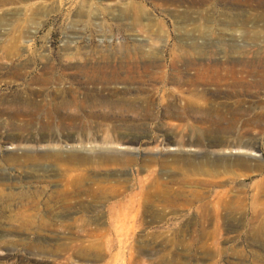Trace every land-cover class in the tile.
<instances>
[{
	"label": "rangeland",
	"instance_id": "rangeland-1",
	"mask_svg": "<svg viewBox=\"0 0 264 264\" xmlns=\"http://www.w3.org/2000/svg\"><path fill=\"white\" fill-rule=\"evenodd\" d=\"M44 102L47 140L41 110L6 140ZM262 113L264 0H0V264H264Z\"/></svg>",
	"mask_w": 264,
	"mask_h": 264
},
{
	"label": "bare ground",
	"instance_id": "bare-ground-1",
	"mask_svg": "<svg viewBox=\"0 0 264 264\" xmlns=\"http://www.w3.org/2000/svg\"><path fill=\"white\" fill-rule=\"evenodd\" d=\"M125 11H132L135 15L136 18H140L142 16V14L144 13V9L141 5H129L128 8ZM125 13V12H124ZM96 72L93 73V76L89 77V82L91 83H95V80H99L100 77H97V72H99V70H95ZM81 73L83 74H87L89 72V70L87 69H81L80 70ZM48 81V79L46 80ZM68 91H70V89H67ZM61 91H65V89L60 90L59 94H60V98L61 100L58 103H55L54 105V109H56L58 106H69V105H80V104H84L87 102H94V101H106L107 99H105L104 97H100L99 95H84L83 98H78L75 96H71V97H67L65 95L64 92ZM70 93V92H69ZM102 98V99H101ZM121 99L118 100V102H120ZM126 100V99H123ZM50 102V100L48 101ZM51 103V102H50ZM131 108L134 109L133 106H131ZM41 113L38 114V112ZM32 115L34 114V117L29 116V118L26 120L25 124H16V123H11L9 124V126L12 128V130L14 131L13 134L9 135L7 137L6 140L11 141V142H15L19 139L22 138L21 134H31L32 128L34 123L36 122L37 118V114L38 116H42L43 119H45L44 122L40 123V127L39 130L43 133H41V139L47 140L49 131H52V129H54L55 127V119L53 116V111H51V106H47L46 102L41 103V104H36L35 108H33V111H31ZM15 116H18V113H15ZM69 120H73L75 117L73 115H69L67 117ZM175 118H178L177 115H174L172 117H170V119L175 120ZM59 125V124H58ZM259 127V130L262 134H264V113H262V115L260 116V120L259 123L257 124ZM32 135V134H31ZM114 141H117V144L119 145H123L125 138L124 137H120V136H114ZM237 145L238 148H243L244 144L243 143H238V144H234ZM35 152V153H34ZM34 152H30V150L28 149H24L22 151L21 154H18L19 157H26L29 155H33L35 157V159H39V156H46V157H58V156H64V153L61 151H56V150H51V149H46L43 151H34ZM14 153V151L12 152ZM66 155H72L71 153H68ZM109 158V160H111L112 162H121V160H124L123 163L121 164H125L127 166H131L133 165L136 161L137 158L136 157H131V156H122V159H120L121 156H118L115 153H108V155L106 156ZM120 159V160H118ZM152 159V158H151ZM141 160V159H140ZM142 161V160H141ZM256 165L264 171V163L261 162V160L257 159V161L255 162ZM250 166V165H249ZM251 167V166H250ZM204 171L202 164H189L186 168L185 171H183L186 180L189 182H198L203 180V176H200L202 174V172ZM201 179V180H200ZM150 181L152 184L156 183L154 186H156V188H154V190H147V186L148 184L146 183V181ZM159 180L156 179H147V178H138L137 182L139 184V190L136 193V195H151V194H156V193H160V182H157ZM115 184V182H104V183H92L88 186L85 187V191L91 195V197L94 198H98L101 195H104V192L113 187ZM259 187L261 189L260 192H264V177L260 180V184ZM189 187L186 188H181L180 190H178L177 192H185L186 189H188ZM66 191V190H65ZM60 194V193H59ZM61 195V194H60ZM62 196V195H61ZM64 197V196H62ZM66 203V202H65ZM256 213H258V216L256 217L255 221L256 222H261L264 223V202L260 203L258 206H256L255 208Z\"/></svg>",
	"mask_w": 264,
	"mask_h": 264
}]
</instances>
